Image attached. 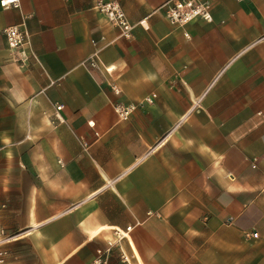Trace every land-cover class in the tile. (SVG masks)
<instances>
[{
	"label": "crops",
	"instance_id": "obj_1",
	"mask_svg": "<svg viewBox=\"0 0 264 264\" xmlns=\"http://www.w3.org/2000/svg\"><path fill=\"white\" fill-rule=\"evenodd\" d=\"M97 1L0 5L5 264H264V0H202L212 22L182 28L168 0H104L131 40Z\"/></svg>",
	"mask_w": 264,
	"mask_h": 264
},
{
	"label": "built area",
	"instance_id": "obj_2",
	"mask_svg": "<svg viewBox=\"0 0 264 264\" xmlns=\"http://www.w3.org/2000/svg\"><path fill=\"white\" fill-rule=\"evenodd\" d=\"M0 5L4 10L10 8H19V0H1ZM95 9L105 15L109 23L120 30V35L126 40L133 38L135 25L132 24L118 2H106L98 0ZM161 9L165 13L166 19L173 26L185 27L194 20H203L211 23L213 15L211 5L208 1L202 0H168L163 4ZM143 24V22H141ZM9 51L14 55L16 62H24L27 58L25 46L28 44V34L23 26H10L3 30ZM188 36V35H186ZM92 66L96 64L93 61ZM115 89V87H114ZM155 102L154 96L146 97L141 107L148 108L153 106ZM62 106H58L57 110H61ZM136 106L132 103L117 102L114 105V110L122 121H127L131 117ZM93 124V123H92ZM131 227L128 228V231ZM15 235H8L4 230L0 231V264H5L7 251L4 249L7 244H10L15 239ZM109 251L100 253L99 256L91 264H109Z\"/></svg>",
	"mask_w": 264,
	"mask_h": 264
}]
</instances>
